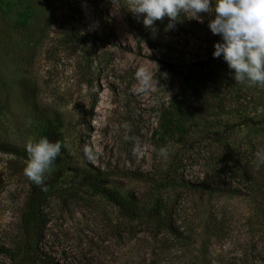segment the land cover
<instances>
[{
	"label": "rangeland",
	"instance_id": "1",
	"mask_svg": "<svg viewBox=\"0 0 264 264\" xmlns=\"http://www.w3.org/2000/svg\"><path fill=\"white\" fill-rule=\"evenodd\" d=\"M213 56L205 105L180 75ZM43 112L65 166L0 153V264H264V0H0V141L44 147Z\"/></svg>",
	"mask_w": 264,
	"mask_h": 264
},
{
	"label": "trees",
	"instance_id": "2",
	"mask_svg": "<svg viewBox=\"0 0 264 264\" xmlns=\"http://www.w3.org/2000/svg\"><path fill=\"white\" fill-rule=\"evenodd\" d=\"M194 65L197 66L194 70H187L184 73H181L180 76L182 88H188L190 94L198 96L201 102L205 105L210 100H215L216 104L219 105L221 101L220 96H209V89L210 87L214 86L213 81H211L209 78L216 66H218V57L213 56L211 59H209V62L205 64L204 62H199ZM232 74V76L237 77L233 85L236 88L235 92L238 94V90H240V82L241 80H244L245 77L244 64L238 62L235 65L234 72ZM204 93H206L208 97L202 95ZM166 114L167 113L162 115L164 120H166L169 125L179 128V124L172 122L170 118L171 116L167 114L166 117ZM41 115L47 126L45 133L46 144L44 147H20L10 142L0 141V153L9 154L27 161L44 165L46 167L57 166L59 168H64V147L62 145V139L59 133L60 123L58 118L55 116V113L52 114L49 112H43ZM262 120H264V116L262 119H260V121ZM248 122L252 123L254 120L251 119V117H243L239 121L232 123L229 128ZM79 174L80 175L78 176L80 180L93 192L100 194L107 201L123 210H131L128 203L125 202L114 190L100 185L96 181L92 180L89 176L84 175L83 172H80ZM45 196L46 194L44 193L42 187H34L26 197L25 209L20 217L22 231L24 233L26 242H29L32 238L37 237L36 230L38 228V222L40 221L41 216L40 208Z\"/></svg>",
	"mask_w": 264,
	"mask_h": 264
}]
</instances>
